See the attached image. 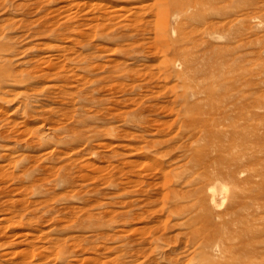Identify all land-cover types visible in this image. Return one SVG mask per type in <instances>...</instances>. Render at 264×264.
Wrapping results in <instances>:
<instances>
[{
	"label": "rangeland",
	"instance_id": "1",
	"mask_svg": "<svg viewBox=\"0 0 264 264\" xmlns=\"http://www.w3.org/2000/svg\"><path fill=\"white\" fill-rule=\"evenodd\" d=\"M163 5L0 0V264H264V0H233L229 40L219 19L224 75L188 40L201 17ZM239 91L248 121L204 129ZM224 155L234 179L215 194L253 212L202 198Z\"/></svg>",
	"mask_w": 264,
	"mask_h": 264
},
{
	"label": "bare ground",
	"instance_id": "2",
	"mask_svg": "<svg viewBox=\"0 0 264 264\" xmlns=\"http://www.w3.org/2000/svg\"><path fill=\"white\" fill-rule=\"evenodd\" d=\"M115 1H117V0H115ZM164 1H165V5L161 6L159 10H160V12H163L166 15H167V13L170 14L172 12V16H173V17L171 16L172 19L174 17L178 18L180 16V14H181V16L184 15L185 18L188 17V15H189L190 20L192 18H194L196 20L197 17L198 18L201 17L198 19V21L200 22L199 26H197V25H191L190 26L192 29H191V31L189 30L190 33L187 32L188 33L187 34L188 40L190 43H192L193 45H196L200 48V50H198V51L201 52V54L204 56V57H202V60H204L203 58H205L206 56H209V58L211 56V58H213V59L216 58L217 65L221 66L220 69H222V70L224 69L223 75L226 72L225 70H227L228 74H229L230 68L228 69L225 61L228 60L227 56L229 57L231 55V51L229 50L231 44L228 43V44L223 45V46H215V44H213L212 41L213 40L215 41L216 39L218 40L221 37H223V36H220L221 30L217 29V26L219 25V22H218L219 19L223 20V25L227 29L226 32H229L228 40L231 39L230 38V28H231V25L233 24L232 15L234 13L233 0H164ZM116 3L117 4H115V7H119L118 10L115 8L114 14L116 16H120L119 14H122V13H120V11L124 10L130 6L128 3H124V4L123 3L120 4V2L119 3L116 2ZM104 4H106V3H104ZM106 5L104 6L105 7L104 9L108 8V5H107V7H106ZM208 5H211L213 7V11H207V9L205 7ZM109 8H110V6H109ZM110 10H112V9H110ZM126 11H127V13L130 12L129 10H126ZM106 12L107 11L105 10V13ZM111 13L113 14V12H111ZM111 13H110V15H105V17H106V18L104 17L105 19L104 18L98 19V17H100L99 15H97L96 16L97 18L96 17L95 18L97 19V21H103V22H107L109 20L111 21L112 19H107V17L111 16ZM130 14H132V13H130ZM166 15L164 18H166ZM113 16L114 15H112V17ZM116 16H114V17L117 18ZM184 16H183V18H184ZM120 17H122V15ZM213 18H217V19H213ZM96 19H94V20H96ZM94 20L92 19V21H94ZM195 20H193L194 23L196 22ZM159 21H160V19H159ZM94 23H95V21L92 24H94ZM98 24H99V22H98ZM98 24H95V25L98 26ZM162 25H163V27L166 26V20L162 21ZM97 26L95 28H98ZM106 28H108V27H106ZM162 30L164 31V29H162ZM101 31H103V30L101 29ZM163 31L160 30V32L156 38V41H158L159 45L161 44L165 50H168V49H166V48H168V43L162 42L163 36H164ZM177 52H178V56L180 57V59L183 58L184 60H187L189 57L190 58L195 57L194 56L195 52L194 53L193 52H187L186 50H180V49L179 50L177 49ZM196 54H199V53L196 52ZM197 56L199 57L200 55H197ZM197 56H196V58H198ZM209 58H208V60H209ZM192 60H194V59H192ZM197 60L198 59H196V61L195 60L194 61L197 62ZM199 60H200V62L202 61L201 59H199ZM208 60L206 61V63L211 62V60H209V61ZM187 62H189V60ZM184 64H185V61H184ZM186 64H188V63H186ZM192 65H195V64H192ZM192 65H190V66H192ZM200 65H201V63H200ZM196 69H198V68L196 67ZM203 69H204V67H203ZM188 70H189V68H188ZM188 70L186 69V72ZM190 71L191 70H189V72ZM194 71L197 72L196 70H194ZM192 72H193V70H192ZM200 72H202V71H200ZM220 73H222V72H220ZM228 74H227V76H228ZM230 74H231V71H230ZM224 80L226 81V79H224ZM235 82L236 81L234 80L233 88L236 86V84L238 85V82H236V83ZM227 83H228V80H227ZM223 90H226V88ZM229 90H230V88H229ZM240 93H241V91H239L238 93L226 92L224 94L226 97V102L222 105L217 106V108H218L217 114L215 113L211 117V119L208 120L207 126L202 125L204 127V129H206L208 126L223 129V127L226 125L227 122H233L236 120H240L243 122L248 121V114H247L248 103L246 101L245 95L244 96L242 95L239 97ZM238 134H240V132H236V133L234 132V133L229 134L228 131H222L220 140L222 142H226V141H230V140L237 141ZM206 156H209V153L206 154ZM216 164H220L221 168L216 169L214 172L212 171V169L214 168V165H215L213 162L211 163L210 168L205 169L206 171L212 172V174H214L215 177H213V178L209 177L208 181H207L208 182L207 186L209 185L208 187L213 188V191H211L208 194H204L202 196V198L204 200H207V201L214 200V202L216 204H223L224 201H226V200H228V202L232 203L233 200H236L237 203H241L243 206H245L247 213L253 212L254 211L253 205L252 204L248 205V203H246L245 200L241 199L238 196H236L234 199H232L230 201L228 199V196L224 195L225 191L223 193L221 192L220 194H218V192L215 194V190H219V191L223 190L227 186L226 182L231 183L234 179V174L232 172L233 164H232V161L230 158H226L225 155L221 156L216 160ZM215 198H218V199H215ZM219 200H222L223 202H220ZM253 219L256 220V218H253ZM239 223L240 224H236L237 230H235V231L241 233L242 236H246V232H247L245 229L246 223L244 224L241 221ZM64 251L66 253V252H68V249H64ZM62 252H63V250H62ZM220 252H221V257H224L225 256L224 254H226L225 250H221ZM238 253H239V251H238ZM245 255L246 256L244 258H246V259L249 257L255 259L254 257L257 254L246 253ZM211 264H235V263L232 261L221 260V261H215L214 263H211Z\"/></svg>",
	"mask_w": 264,
	"mask_h": 264
}]
</instances>
